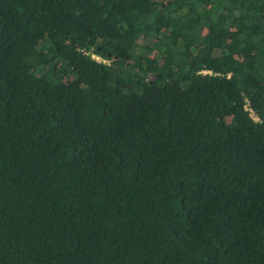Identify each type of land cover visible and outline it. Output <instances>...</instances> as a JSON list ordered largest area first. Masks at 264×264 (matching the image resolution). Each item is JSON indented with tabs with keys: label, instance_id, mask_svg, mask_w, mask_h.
I'll return each instance as SVG.
<instances>
[{
	"label": "trees",
	"instance_id": "trees-1",
	"mask_svg": "<svg viewBox=\"0 0 264 264\" xmlns=\"http://www.w3.org/2000/svg\"><path fill=\"white\" fill-rule=\"evenodd\" d=\"M0 264H264V0H0Z\"/></svg>",
	"mask_w": 264,
	"mask_h": 264
},
{
	"label": "built area",
	"instance_id": "built-area-1",
	"mask_svg": "<svg viewBox=\"0 0 264 264\" xmlns=\"http://www.w3.org/2000/svg\"><path fill=\"white\" fill-rule=\"evenodd\" d=\"M94 58H96V59H98V60H100V57H95V55H92ZM104 61V60H103ZM251 111V110H250ZM253 113L251 112V115H252Z\"/></svg>",
	"mask_w": 264,
	"mask_h": 264
},
{
	"label": "rangeland",
	"instance_id": "rangeland-1",
	"mask_svg": "<svg viewBox=\"0 0 264 264\" xmlns=\"http://www.w3.org/2000/svg\"><path fill=\"white\" fill-rule=\"evenodd\" d=\"M95 57H97V56L95 55ZM252 116L254 117V119H256V116L254 114H252Z\"/></svg>",
	"mask_w": 264,
	"mask_h": 264
}]
</instances>
